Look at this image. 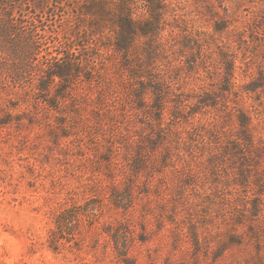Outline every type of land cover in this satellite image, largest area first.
I'll return each mask as SVG.
<instances>
[{
    "label": "rangeland",
    "instance_id": "rangeland-1",
    "mask_svg": "<svg viewBox=\"0 0 264 264\" xmlns=\"http://www.w3.org/2000/svg\"><path fill=\"white\" fill-rule=\"evenodd\" d=\"M10 1L81 72L0 81V264H264V0Z\"/></svg>",
    "mask_w": 264,
    "mask_h": 264
},
{
    "label": "trees",
    "instance_id": "trees-1",
    "mask_svg": "<svg viewBox=\"0 0 264 264\" xmlns=\"http://www.w3.org/2000/svg\"><path fill=\"white\" fill-rule=\"evenodd\" d=\"M10 0H0V81L21 89H38L46 94L51 87H61L58 95L67 93L79 78L81 61L72 58L70 46L64 51H44L38 45L35 30L26 29V15H15ZM43 58L45 66L39 64Z\"/></svg>",
    "mask_w": 264,
    "mask_h": 264
}]
</instances>
